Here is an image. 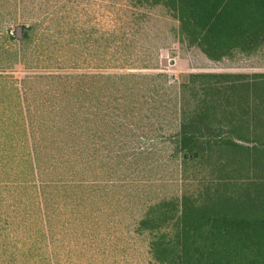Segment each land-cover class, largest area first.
<instances>
[{
    "label": "trees",
    "instance_id": "1",
    "mask_svg": "<svg viewBox=\"0 0 264 264\" xmlns=\"http://www.w3.org/2000/svg\"><path fill=\"white\" fill-rule=\"evenodd\" d=\"M130 1L165 10L181 40L212 62L264 59V0ZM14 24L0 21V227L30 232L18 238L32 243L29 257L131 264L138 251L148 264H264V72L170 82L143 73L147 57L118 34L80 55L69 20ZM17 66L22 79L7 75ZM167 124L168 175L153 172L149 146ZM126 131L143 141L133 154ZM126 227L131 247L122 245Z\"/></svg>",
    "mask_w": 264,
    "mask_h": 264
},
{
    "label": "rangeland",
    "instance_id": "2",
    "mask_svg": "<svg viewBox=\"0 0 264 264\" xmlns=\"http://www.w3.org/2000/svg\"><path fill=\"white\" fill-rule=\"evenodd\" d=\"M46 15H55L63 22L64 19L69 20L70 32L72 33L71 40L74 44L72 49L76 53L82 55L86 54L87 51H93L97 48L94 46L97 41L101 51H104L106 49L104 44L106 39L111 34H114V36L118 34L120 38L124 37L134 41L131 50L137 53L138 56L144 55L147 57V62L150 65L147 64L150 69L143 70V73H167L170 76V82L173 81L172 76L180 79L182 75L191 73L264 72V59L261 57L249 60L237 55L234 59H226L220 62L208 60L198 48L189 47L181 40L178 23L160 7H137V9H134L130 0H0V21L4 23L29 24L43 19ZM163 60L166 61L164 66L162 64ZM15 69L17 71H10V74L7 75H13L11 77L15 79H22L26 76V72L22 71L19 66ZM80 72L84 71L81 70ZM65 73H72V71ZM12 78H8V80ZM169 92L174 95V92ZM166 123H168V119H166ZM154 129L155 132L150 134L151 142L149 146H152L156 151L155 159H157V163L152 170L155 173L162 167L161 169L167 174L166 168L163 167L170 162L167 160V155L171 151V145L167 139L172 132V128H168L167 124L165 129ZM121 134L123 139L125 138L122 144L124 145L123 149H130V154L134 153V149L137 150L139 146L143 145L141 144L143 141L138 140L140 138L139 131H137V134L128 131ZM110 145L118 147V144L117 146H114L113 143ZM172 181L168 177V182L171 183ZM165 190L171 192L169 191L171 189ZM7 199V205H14L15 200L13 198ZM60 227H62V223ZM0 228L5 230L1 231L0 229V240L2 241L0 242V264L38 263L37 260L39 259L37 257H29L28 247L30 248L32 243L28 247L20 243V241L25 242L26 237L30 236V232L26 234L25 227ZM97 228L101 230L100 227H87L86 231L87 233L97 234ZM104 228L107 229L103 231L105 237L109 238L113 234L115 237L120 235L119 232H114L113 227ZM131 228L126 227L124 232L122 245L125 247H131L134 243L135 237L127 236L131 234L127 233L131 231ZM80 229L83 232L84 227ZM62 237L59 235L63 244H66L67 241L63 240ZM18 238L20 241H18ZM80 238L81 240L78 243L81 247L89 244L83 236L77 237V240ZM14 239L16 240L14 241ZM74 240H76V237H74ZM10 241H14V243L10 244ZM134 246L143 250V253L145 252V246L143 249V246L138 242V238L137 245ZM37 250L42 252L41 248ZM79 262L76 260L74 264ZM128 262L131 264H148L141 259L138 251L134 256H130V259L128 258Z\"/></svg>",
    "mask_w": 264,
    "mask_h": 264
},
{
    "label": "water",
    "instance_id": "3",
    "mask_svg": "<svg viewBox=\"0 0 264 264\" xmlns=\"http://www.w3.org/2000/svg\"><path fill=\"white\" fill-rule=\"evenodd\" d=\"M162 64H163V66H164V65H166V61H165V60H163V61H162Z\"/></svg>",
    "mask_w": 264,
    "mask_h": 264
}]
</instances>
